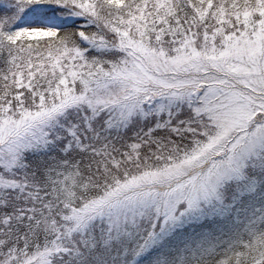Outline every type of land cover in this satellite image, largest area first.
<instances>
[{"label": "trees", "instance_id": "obj_1", "mask_svg": "<svg viewBox=\"0 0 264 264\" xmlns=\"http://www.w3.org/2000/svg\"><path fill=\"white\" fill-rule=\"evenodd\" d=\"M261 23L264 0H0V128L16 123L5 141L44 129L14 162L0 159V264H264V149L255 153L256 146L252 162L240 159L241 172L225 174L220 185L215 201L228 211L178 227L151 247L147 232L160 224L158 211L119 237L98 219L84 233L70 223L76 210L209 141L211 120L192 99L161 112L159 93L118 128L110 112L80 98L128 54L125 32L159 54L156 62L187 55L199 62ZM34 25L55 31L7 37ZM218 72L217 84L196 75L195 92L233 88ZM258 124L264 115L248 130ZM251 183L253 191L242 193ZM65 233L68 242L50 251Z\"/></svg>", "mask_w": 264, "mask_h": 264}, {"label": "rangeland", "instance_id": "obj_2", "mask_svg": "<svg viewBox=\"0 0 264 264\" xmlns=\"http://www.w3.org/2000/svg\"><path fill=\"white\" fill-rule=\"evenodd\" d=\"M53 33L52 29L33 26L13 31L7 37L16 41ZM233 37L230 35L228 39ZM123 45L127 47L128 54L116 63L118 65L112 72L103 76L105 81L95 80L92 85H87L80 98L97 111L110 112L112 126L118 128L126 126L134 114L143 112L146 109L144 103L159 93L158 110L161 112L177 101L189 102L192 99L195 110L211 120L209 141L183 159L176 161L172 156L165 170L147 171L128 185L108 192L80 211L76 210L70 217V223L73 222L75 230L84 233L98 219L110 228L114 237H119L127 233L128 227L135 230L144 214L155 215L158 211L160 215L154 218L156 222L160 219V224L147 232V246L151 247L178 227L228 211L215 201L219 198L225 174L231 171L240 173V159L252 162L254 153L250 151L251 147H257L255 153L264 149V125L258 124L248 130L255 117L264 115V25L261 23L258 31H246L240 37L236 35L222 51H205L203 60L199 62L188 55V58L174 57L156 62L160 55L154 53L143 39L127 32L123 35ZM145 59L148 63L143 62ZM218 71L228 73L229 79L235 83L233 88L210 86L202 90L203 93L195 92L196 75L203 74L217 84ZM187 75H191L190 79ZM173 76L176 79H169ZM15 127L16 123L7 119L0 128V141L3 142L0 144V159H8V164L18 159L19 152L25 147H32L31 140L37 142L43 137L44 129L38 126L29 132L28 137L19 135L5 141ZM252 187L253 183L247 184L241 192L250 193ZM238 191L237 198L241 196L239 188ZM68 240L65 233L51 245L50 251H60L58 249Z\"/></svg>", "mask_w": 264, "mask_h": 264}]
</instances>
